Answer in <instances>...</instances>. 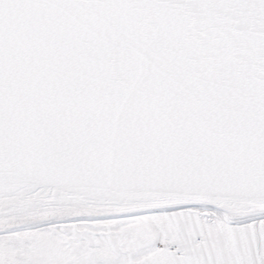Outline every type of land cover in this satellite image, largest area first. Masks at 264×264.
Wrapping results in <instances>:
<instances>
[{"label":"snow or ice","instance_id":"obj_1","mask_svg":"<svg viewBox=\"0 0 264 264\" xmlns=\"http://www.w3.org/2000/svg\"><path fill=\"white\" fill-rule=\"evenodd\" d=\"M0 264H264V0H0Z\"/></svg>","mask_w":264,"mask_h":264}]
</instances>
